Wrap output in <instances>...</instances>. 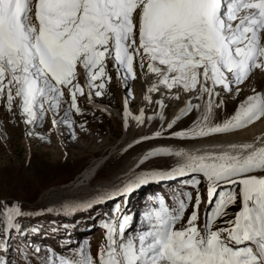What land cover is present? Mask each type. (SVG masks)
<instances>
[{
    "label": "snow or ice",
    "instance_id": "6c2138e0",
    "mask_svg": "<svg viewBox=\"0 0 264 264\" xmlns=\"http://www.w3.org/2000/svg\"><path fill=\"white\" fill-rule=\"evenodd\" d=\"M108 61L125 88L137 79V67L145 80L151 77L144 99L151 104L152 94L161 98L156 101L159 112L149 120L166 119V99L188 97L167 130L193 110L199 116L192 127L171 133L173 138L195 140L245 129L264 119V92L253 88L233 116L214 123L215 109L223 104L216 103L221 95L216 89L239 92L257 70L264 73V0H0V101L9 112L19 101L26 124L42 126L51 112L54 127L74 129L73 112L83 115L79 99L94 103L106 94L112 81ZM128 104L126 97L125 126L130 117L142 125L144 110L132 116ZM62 107L63 116L56 119ZM162 136L157 131L142 139ZM260 139L264 137L222 152L167 147L148 152L140 164L160 156L178 161L168 170L134 173L106 194L108 198L128 197L144 185L163 181L191 187L195 198L192 191L178 192L170 207L163 196L155 197L158 207L144 213L134 234H129L130 216H114L103 222L104 243L95 254L90 244L81 246L71 256H60L58 264H264ZM202 180L207 192L203 216ZM237 205L239 210L231 212ZM115 212H120L119 204ZM24 215L19 203L0 201L4 233L20 232L18 218ZM0 244L7 251V243Z\"/></svg>",
    "mask_w": 264,
    "mask_h": 264
},
{
    "label": "rangeland",
    "instance_id": "374dc122",
    "mask_svg": "<svg viewBox=\"0 0 264 264\" xmlns=\"http://www.w3.org/2000/svg\"><path fill=\"white\" fill-rule=\"evenodd\" d=\"M107 67L112 76V81L108 85L106 94L96 97L94 103L89 102L84 97L79 99L83 115L73 112L75 116V118L72 117L75 120L74 129H69L64 124L54 127L51 112L48 113L42 126L26 124L25 117L20 113L19 101L14 104L12 112H9L4 102L0 101V198L13 197L31 201L38 200L37 204L41 206L49 202L57 203L59 200L71 203L73 200L81 202L94 194L96 197H105L103 202H98V205L102 208L103 213L108 215V207L116 198H108L106 194H110L117 187H122V182L126 181L128 177L146 169L166 170L175 166L178 161L177 157L160 156L140 164L137 160L142 159L148 152L161 147L178 151L183 147L199 144L202 139L211 140L226 135L215 134L195 140L173 138L171 133L192 127L199 116V112L193 110L178 121L173 129L167 130L166 125L171 120V113L182 104L181 101L166 99L167 107L164 109L166 119L161 121L157 117L149 120L148 117L157 115L159 112L156 101L161 98L160 93H154L151 104L144 99L146 89L150 84L149 78L145 80L141 70L137 67V79L130 80V88H125L124 82L118 78V73L113 70L112 61H108ZM81 83H83V77H81ZM253 88L257 92H263L264 89V73L258 70L248 82L240 85L239 92L234 88L231 93H226L222 88L217 87L216 90L221 95L215 98L216 103L219 104L222 100L223 104L220 108L215 109L216 116L213 122L222 123L233 116L239 105L253 94ZM126 97L129 100L127 107L132 116H138L141 110H144L145 120L142 126L139 127L137 121L131 117L128 119V126H125ZM65 99H69L67 93ZM87 103L98 105L102 108V112L90 113L88 109H85ZM193 103L202 104V101L193 100ZM63 107H67V105ZM63 107L55 117L56 119L63 116ZM161 124L165 126L164 129L161 128ZM157 131L163 132L161 138L142 139L143 137L154 136ZM239 131L241 130L235 132ZM138 140L142 142L137 143ZM115 150H117L116 153L112 155ZM131 163L133 165H130ZM173 183L175 182L154 183L144 188L143 191L153 192L154 189H162L164 185H167L168 190L165 191L164 189L161 193H154L153 199L157 196H163L171 207L172 196L178 192L182 194L184 191L183 187L174 186ZM192 193L195 198L197 193L195 191ZM200 193L205 202L207 192ZM203 206L204 203L201 204L202 215ZM149 207L154 206L149 205ZM27 209L32 208L27 207ZM190 211L191 208H189ZM96 214H99V217L102 215L101 211H97ZM113 217L109 214L101 222L103 223ZM140 221L142 222V220ZM141 226L134 228L133 231L140 229ZM90 233L92 231H86L80 236L87 238ZM99 233L105 235V231H99ZM18 238L20 237L18 236ZM103 243L102 238H95L88 240L86 244L81 241L75 244L77 245L76 250L81 246L90 244L91 251L95 254L97 247ZM37 248L39 249L38 252L36 251ZM74 252L69 251L68 248L64 251H58L51 246L39 244L31 249L28 256L24 248H20L14 257L15 259L12 258L13 254H11L8 264H52L53 261L58 264L60 256H71ZM3 254V251L0 250V260H3ZM18 258L20 260L14 262Z\"/></svg>",
    "mask_w": 264,
    "mask_h": 264
},
{
    "label": "bare ground",
    "instance_id": "6f19581e",
    "mask_svg": "<svg viewBox=\"0 0 264 264\" xmlns=\"http://www.w3.org/2000/svg\"><path fill=\"white\" fill-rule=\"evenodd\" d=\"M149 82L151 83V77H149ZM264 92V89H263ZM188 97L186 96H181V105L177 107L175 110H173V113H171V120L174 117L175 114L179 112L181 108L185 106L186 100ZM145 116V115H144ZM216 116V112H215ZM169 120V122L171 121ZM137 125L140 127L142 126L141 124ZM259 137H264V119H261L252 125H250L247 129L241 130L239 132H232L226 135H222L220 137L211 139V140H204L199 144H194L192 146L188 147H183L182 149L179 150H184V151H193V152H199V153H204V152H222L225 150H228L230 145L236 144H244V143H251ZM264 145V139H260L257 143V146ZM132 165V163L130 164Z\"/></svg>",
    "mask_w": 264,
    "mask_h": 264
},
{
    "label": "trees",
    "instance_id": "16d2710c",
    "mask_svg": "<svg viewBox=\"0 0 264 264\" xmlns=\"http://www.w3.org/2000/svg\"><path fill=\"white\" fill-rule=\"evenodd\" d=\"M3 201L7 202L10 205L15 204V202L23 200L21 198H13V197H1ZM239 209V205H237L235 208H230L231 212H235ZM1 237V234H0ZM1 241V239H0Z\"/></svg>",
    "mask_w": 264,
    "mask_h": 264
},
{
    "label": "water",
    "instance_id": "95a60500",
    "mask_svg": "<svg viewBox=\"0 0 264 264\" xmlns=\"http://www.w3.org/2000/svg\"><path fill=\"white\" fill-rule=\"evenodd\" d=\"M97 108H99L100 110H102V108H100L99 106H97Z\"/></svg>",
    "mask_w": 264,
    "mask_h": 264
}]
</instances>
